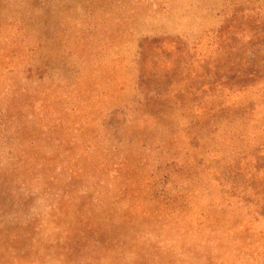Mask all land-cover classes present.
Returning a JSON list of instances; mask_svg holds the SVG:
<instances>
[{
	"label": "rangeland",
	"instance_id": "1",
	"mask_svg": "<svg viewBox=\"0 0 264 264\" xmlns=\"http://www.w3.org/2000/svg\"><path fill=\"white\" fill-rule=\"evenodd\" d=\"M0 264H264V0H0Z\"/></svg>",
	"mask_w": 264,
	"mask_h": 264
}]
</instances>
